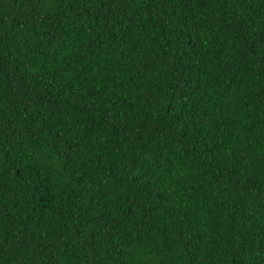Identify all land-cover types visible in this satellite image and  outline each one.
<instances>
[{
  "label": "trees",
  "instance_id": "obj_1",
  "mask_svg": "<svg viewBox=\"0 0 264 264\" xmlns=\"http://www.w3.org/2000/svg\"><path fill=\"white\" fill-rule=\"evenodd\" d=\"M0 264H264V0H0Z\"/></svg>",
  "mask_w": 264,
  "mask_h": 264
}]
</instances>
